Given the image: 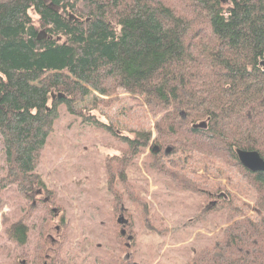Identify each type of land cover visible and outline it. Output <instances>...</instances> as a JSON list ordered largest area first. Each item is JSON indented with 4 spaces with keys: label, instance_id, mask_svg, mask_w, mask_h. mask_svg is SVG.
<instances>
[{
    "label": "trees",
    "instance_id": "1",
    "mask_svg": "<svg viewBox=\"0 0 264 264\" xmlns=\"http://www.w3.org/2000/svg\"><path fill=\"white\" fill-rule=\"evenodd\" d=\"M41 30L44 36L38 38ZM95 50L117 61L110 89L139 94L151 105H170L171 132L184 128L195 134L197 149L239 168L255 189L259 218L236 219L187 264H264V172L245 169L236 154L237 149L254 150L264 160V0H0V207L20 200L18 209L4 217L0 254L11 264H74L66 257L65 221L55 209L56 194L35 168L57 105L76 115L83 109L72 104L62 84L51 86L64 96L50 95L49 107L31 104L9 76L71 72L89 62ZM97 102L107 103L95 97ZM111 132L126 145L105 165L111 217L125 213L124 196L145 217L147 204L130 186L126 170L148 145L150 133ZM159 147L149 151V167L189 188L192 183L176 171L177 164L162 160L189 148L179 143ZM128 224L116 222L123 229Z\"/></svg>",
    "mask_w": 264,
    "mask_h": 264
},
{
    "label": "rangeland",
    "instance_id": "2",
    "mask_svg": "<svg viewBox=\"0 0 264 264\" xmlns=\"http://www.w3.org/2000/svg\"><path fill=\"white\" fill-rule=\"evenodd\" d=\"M92 55L89 62L71 72L9 76L31 104L49 107L51 93L56 99L64 92L54 91L51 86L62 84L72 104L83 109V115H76L69 113L65 104L57 105L52 132L35 168L41 182L56 194L55 209L64 216L66 257L74 264H187L199 250L219 239L224 228L236 219L259 218L255 189L239 168L197 149L199 138L184 128L171 132L166 120V115L173 113L170 105H151L139 94L110 89L117 61L106 60L99 50L92 51ZM95 97L107 103L95 104ZM89 116L90 120L86 118ZM111 129L128 137L136 131L150 133L148 145L137 157L130 158L126 170L130 186L147 204L145 217L126 196L122 203L125 213L111 217L113 197L107 191L105 165L111 157L120 156L126 146ZM175 143L189 149H177L162 160L166 165L170 161L177 164L176 171L192 183L189 188L178 187L147 164L153 146ZM117 187L122 189L119 184ZM4 194L6 191L1 192ZM215 195H223V200ZM19 201L16 197L13 204L11 200L0 207V243L4 242V217H9L15 207L18 209ZM120 215L125 224L129 223L123 239L118 238L123 228L116 226ZM55 225L53 232H59L57 221ZM120 240L128 249L120 245ZM9 258L0 254V264H11Z\"/></svg>",
    "mask_w": 264,
    "mask_h": 264
},
{
    "label": "water",
    "instance_id": "3",
    "mask_svg": "<svg viewBox=\"0 0 264 264\" xmlns=\"http://www.w3.org/2000/svg\"><path fill=\"white\" fill-rule=\"evenodd\" d=\"M52 8V6H51ZM44 36V32L41 30L38 33V38L43 37ZM262 65H264V62H262ZM64 94L63 93H58L57 97L61 98L63 97ZM51 97L52 99H54V95L51 93ZM204 125L203 123H200V126ZM160 147L159 146H153L152 150L154 152H157V150H159ZM236 154L238 157V161L240 162V164L247 170L251 171V172H264V160L262 159V157L260 156V154L257 151L254 150H243V149H237L236 150ZM55 210V209H54ZM117 222L119 223V225H124L125 223H127V221L124 219L123 216H119V218L117 219ZM121 233L124 234V229L121 230ZM128 239H130V237H128Z\"/></svg>",
    "mask_w": 264,
    "mask_h": 264
},
{
    "label": "flooded vegetation",
    "instance_id": "4",
    "mask_svg": "<svg viewBox=\"0 0 264 264\" xmlns=\"http://www.w3.org/2000/svg\"><path fill=\"white\" fill-rule=\"evenodd\" d=\"M35 194H37V195H39V196L42 195V191H41V189H38V190L36 191ZM220 196L222 197L223 195H215L216 198H218V197H220ZM46 199H47V198H45V200H46ZM213 201H214V200H213ZM210 202H212V201H210ZM32 203L35 204L34 201H33Z\"/></svg>",
    "mask_w": 264,
    "mask_h": 264
}]
</instances>
